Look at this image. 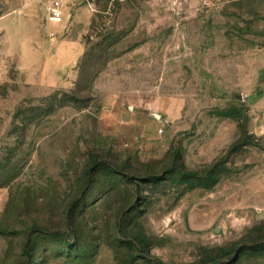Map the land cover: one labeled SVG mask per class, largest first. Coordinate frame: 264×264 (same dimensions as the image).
Here are the masks:
<instances>
[{
	"label": "rangeland",
	"instance_id": "rangeland-1",
	"mask_svg": "<svg viewBox=\"0 0 264 264\" xmlns=\"http://www.w3.org/2000/svg\"><path fill=\"white\" fill-rule=\"evenodd\" d=\"M51 1L0 0V264H264V0Z\"/></svg>",
	"mask_w": 264,
	"mask_h": 264
},
{
	"label": "trees",
	"instance_id": "trees-1",
	"mask_svg": "<svg viewBox=\"0 0 264 264\" xmlns=\"http://www.w3.org/2000/svg\"><path fill=\"white\" fill-rule=\"evenodd\" d=\"M98 168L101 171H104V173L106 172H114V173H122L121 170L119 168H116L108 163H101L100 166H98ZM188 174V173H187ZM86 175H87V181L85 182V184H87L88 181H90V176H91V170L90 168L86 171ZM151 178H155V177H151ZM72 204H70V208L71 209ZM70 211V210H69ZM67 216L70 217V214L67 213ZM68 220L70 221V218H68ZM71 222V221H70ZM28 238H26L24 240V247H23V253L26 255H29L31 253V250H29L28 248Z\"/></svg>",
	"mask_w": 264,
	"mask_h": 264
},
{
	"label": "built area",
	"instance_id": "built-area-1",
	"mask_svg": "<svg viewBox=\"0 0 264 264\" xmlns=\"http://www.w3.org/2000/svg\"><path fill=\"white\" fill-rule=\"evenodd\" d=\"M51 18L58 19L61 16V2L52 0L50 4Z\"/></svg>",
	"mask_w": 264,
	"mask_h": 264
},
{
	"label": "crops",
	"instance_id": "crops-1",
	"mask_svg": "<svg viewBox=\"0 0 264 264\" xmlns=\"http://www.w3.org/2000/svg\"><path fill=\"white\" fill-rule=\"evenodd\" d=\"M78 8V7H77ZM77 8H76V10H77ZM75 12H77V11H75ZM87 12V11H86ZM76 15V18H78V15L77 14H75ZM74 15V16H75ZM88 17H89V13L87 12V15H86V17H85V19L84 20H82V19H77L78 21H80V23H81V25L84 23V21H86L87 19H88Z\"/></svg>",
	"mask_w": 264,
	"mask_h": 264
}]
</instances>
